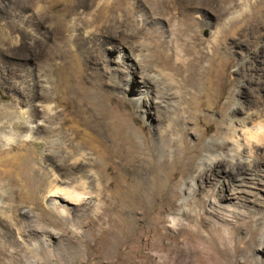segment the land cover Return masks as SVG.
<instances>
[{
  "label": "rangeland",
  "instance_id": "1",
  "mask_svg": "<svg viewBox=\"0 0 264 264\" xmlns=\"http://www.w3.org/2000/svg\"><path fill=\"white\" fill-rule=\"evenodd\" d=\"M74 2L77 5L75 12L64 17L72 30L67 33L63 24H58L54 18L56 12H61L62 4L51 8V0H0V112L4 109L28 111L52 103L56 115L53 127L56 128L55 123L67 118L63 104L60 105L65 100L67 111L76 113L77 110L80 113L77 119L84 125L91 118L99 124L104 121L106 125L113 120L123 126L127 124L139 147L148 148L152 155L154 145L158 143L156 130L179 123L172 129L170 145V150L179 155V162L170 156L159 158L147 181L145 176L138 175L139 181L145 179L148 193L136 201L131 187L135 184L133 176L120 172L123 154L119 151L105 160H96L78 140H74L69 129L71 125H63L58 134L66 142V151L77 156L85 153L87 164H83L81 171L67 175L64 171L72 167L68 158L49 157L42 164L39 159L29 163L28 175L18 182L25 191L19 194L5 192L2 196L3 205L14 219L11 223L0 214V264H26L34 258L36 264H54L45 251L59 252L66 247L80 252L79 260L70 257L69 264H251L255 260L249 259L250 251H254L255 259L264 260V252L257 250L258 233L253 232L264 225V139L247 136L251 129L264 124V0H130L132 12L125 9L108 14L102 20L103 28L91 35L85 32L93 26L91 19L95 7H85L88 0ZM148 11L156 18L153 24L147 22ZM185 15L196 23L195 28L185 26ZM118 20L119 33L113 34L111 25ZM155 33L162 35L160 40L165 52L169 36L182 48L186 62L193 60L195 55L199 57L198 67L192 71L208 72L211 76V87L205 93L203 108L192 107L189 114L181 111L187 107L188 91L194 90L190 84L182 85L183 77L188 74L183 69L179 76L171 77L172 82L166 80L164 83L162 103L153 100L156 93L152 88V96L142 94L148 88L141 82L143 65L152 66L151 71L156 73V62L160 60L151 40ZM98 41L107 44L104 54L93 48ZM137 44H142L151 56L143 65L134 64L130 59L134 57ZM68 56L81 60L80 77L71 79L67 93L59 94L55 87L48 95L50 97L46 96L48 84L40 81L41 77L47 78L49 83L57 81L48 72V66L59 67ZM196 87L195 94H202L201 86ZM37 94L41 96L37 97ZM176 111L184 116L180 122H176ZM17 119L15 114L9 119L0 115L5 134H9L10 126L16 124ZM36 120L43 123L45 119L39 114ZM107 128L110 131L99 134L100 148L110 147L116 140L107 133H115L113 126L109 124ZM85 129L86 126H80V130ZM233 139L241 145L243 154L251 155L253 163L250 166L243 163L239 170L227 173L229 164L220 158L223 172L203 180L200 177L203 156L209 149L215 155L234 150ZM28 145L32 143L29 141ZM36 145L38 154H42V143ZM54 160L61 161L55 163ZM90 164L101 169L96 173L106 185L105 194L116 187L121 190L111 196L109 210L103 213V207L95 201L78 206L67 204L68 219L71 220L63 223L55 217L45 215L41 218L38 210L54 211L56 206L38 202L35 208L34 198L38 200L39 197L35 188L46 184L53 175L60 176L65 182L81 176L91 181L93 169ZM158 174L164 192L155 191ZM191 181L195 183L196 192L186 208L181 199L185 188L192 185ZM0 183H6L1 174ZM91 187L89 191L95 197L98 190ZM128 187H131L129 192ZM162 211L164 215L158 216L157 213L160 215ZM177 211H181L182 224L173 228L168 215ZM102 214L106 215L105 220L107 216L114 220L111 228L98 223ZM59 219L63 220L62 217ZM89 222L94 224L92 228H87ZM156 222L160 223L158 233L151 234L150 241L143 243L142 233L146 229L150 232ZM39 227L55 233L48 246L36 232ZM178 229L184 230L179 236L193 234L195 239L184 243L180 237L174 246L165 241L167 245L157 242L160 235H175ZM19 234L27 242L26 246ZM85 240L89 241L87 245ZM250 240L255 244L254 250L245 249ZM34 241L38 242V252H43L38 257L29 245ZM242 250L247 253L243 257L239 254Z\"/></svg>",
  "mask_w": 264,
  "mask_h": 264
},
{
  "label": "bare ground",
  "instance_id": "2",
  "mask_svg": "<svg viewBox=\"0 0 264 264\" xmlns=\"http://www.w3.org/2000/svg\"><path fill=\"white\" fill-rule=\"evenodd\" d=\"M168 1L171 2L172 0H168ZM59 4H62L63 7L61 9V12H59V13L56 12V15L54 18H56V20L58 21V24H59V22L63 24V29L65 30V32H67V33L72 32V30H70L69 24L65 21L64 17L66 15H68V13L70 14L72 12H75L77 5L75 4L74 0H51V8H54L55 6H57ZM85 7H88V8H94L95 7V10H93L94 16H92V19H91L93 26L91 29H89L85 32L86 34L89 33L90 35L95 33L96 30H101L103 28L102 27V20H104V18H106L105 16H107L108 14H115L118 12H124L125 9L132 12L130 0H88L87 4H85ZM62 12H64V14H61ZM148 15L149 16L146 17L147 22L153 24L156 18L154 17V15L151 11H148ZM184 18H185L184 21L186 22L185 26L188 29L195 28V26H196L195 22L191 21V19L187 15H185ZM117 23H119V20L117 22H113L111 25L112 30H113V34L119 33L120 26ZM133 34H134V32H131V35H133ZM160 38H162V35H160V33H155L154 36H152V38H151L152 43L154 44L155 52L160 55V58H159L160 60H158L156 62L157 63L156 67H155L157 69L156 73H155V71L152 72L153 70L151 71L152 66L144 64L146 62V60L151 56L149 55L148 50H145V47L142 44H137L135 46V48H134L135 53L133 54L134 57L130 58V59H132L134 64H137V65H143L144 64L143 70H142L143 77L141 78V82L143 85H145L148 88H147L146 92H143L142 94H144V96H147L149 93L151 94L150 89L152 88L153 91H155V93H156V96L152 97L153 100L162 103L161 99H163L164 98L163 96H165L164 92L162 91V88L163 87L165 88L164 83L166 82V80L171 81V77H173L175 75L179 76L181 69H183V70H186L188 74L186 75V77H183L182 85L184 86L185 83L190 84L193 86L192 88L194 90L188 91L187 94L189 97H187L186 101H185L187 107L183 108L181 111H183V114H186V113L189 114V112H190L189 109L192 107L193 108H203L205 105L204 98H206L205 93L206 92L208 93L209 92L208 90L211 87V76L208 74V72L207 73H204V72L197 73L195 71H192L193 68L196 70L198 67V64H199V57L198 56L195 55L193 60L186 62L185 60H187V59L184 58L182 48L179 45H177L176 43H173V41H171L173 39L172 37L168 36L167 52H165V47L162 46ZM68 39H69V36H68ZM106 47H107V44L105 42H99L98 41L97 43H95L93 48L95 50H97L100 54H104ZM107 49H109V48H107ZM112 49L113 48L111 47L110 50H112ZM67 55H68V53H67ZM70 57L71 56L65 57L64 63L61 64L59 67L48 66V72H51L52 75L57 79V81H55L53 83L51 82L52 83L51 84L48 82L47 78H45L44 76L41 77L40 81L48 84L47 89L45 91L47 94L46 96H48L50 94V92H52L53 88H55V87H56V89H58L59 94L67 93L69 91V89L71 88V85H72V84H70L71 79H74V78L78 79V77H80V69L82 66V62L80 59H78V57H75V56H73V58L72 57L70 58ZM197 85H200L201 90L203 91V93L202 94L200 93V95H196L194 92V91H196L195 89H197V87H196ZM184 90H185V88H184ZM36 96L38 97L41 95L37 94ZM151 96H152V94H151ZM48 97H50V96H48ZM48 97H47V99H51ZM60 97H63V95H61ZM62 104L64 107L65 115H67V118L65 117L66 119L64 121H59L58 123H55L56 128L53 127V124H54L53 121L56 120V115L53 113L52 103L51 104H45V105H38V108H33V109L30 108L31 110H28V111H25L23 109H15V110L4 109V111L0 112V115L2 116V118L4 117L5 119H9L12 116V114H15L18 116L16 124L10 126V128L11 127L12 128L10 129L9 134H5V131L2 128L3 123L0 122V174L6 178V183H3V184L0 183V214L4 215L6 217V219L11 223L13 222L14 217L11 215V213H10L11 211L7 210L6 209L7 207H5L3 205L2 196L5 192H12V193H18L19 194V193H23L25 191V190H23L22 187L18 186V182H19L20 178L25 177L26 174L30 171L29 170V163L30 162H35L39 159V161L42 164L44 162V160H48L49 157H53V158L58 157V158H63V159L68 158L71 160L72 167L70 169L64 171L67 175L72 174V172L74 173L76 171H81L83 164L84 163H85V165L87 164V158H86L85 153H81L79 156H77L72 151H69V152L66 151L67 150L66 149L67 148L66 142H64L61 139L60 134H58V130L63 129L62 126L65 124L71 125L69 127V129H71V131H72L74 140H78L94 156V158L96 160H102L104 158H108V156H110V154H114L117 152L119 153V151L123 154V159L120 163V166H121L120 172L123 174L129 173L133 176V178L135 180V181L133 180V182H135V184H133L131 187L133 188L132 194L134 196H136L135 197L136 201L142 199V196H145V194L147 192L146 189L148 190V188L146 187L147 186L146 181L148 180V177H149L148 175L153 172L152 170H154V168H155L154 162L157 161V159L163 158L166 156H170V157H172V159H175L176 162H179V155L177 153H175L174 151L170 150L171 149L170 145L172 142L171 137L173 135L172 129L175 126H177L179 123L178 124L176 123L175 125L170 123L167 125V127H166L167 129H164V130L160 129L159 131L156 130V133L158 136V143L154 145V152L155 153H154V155H152L148 148L142 149L141 147H139V145L135 141L136 140V138L134 137L135 135H133V133L130 132L131 130L126 126L127 124L125 126H123L117 120H113L109 124H111V126H113L115 133L114 132H108V131H110L107 128L109 126L108 123L105 125L104 121H102V122H100V124H101L100 125L99 122L96 121V119H94V118L89 119L90 122L86 123V125H84L85 123L83 124V122L81 120L78 121V119H77L79 117V114H80L77 110H76V113H74L75 111H67L68 104L65 102V100L60 105H62ZM39 114L44 116L45 120L43 123L38 122V120H36V118ZM175 116L176 117L178 116L176 122H180V121H182V119H184V116H181L179 111L175 112ZM100 118L105 120V117L103 115H100ZM33 119H35V120H33ZM71 119H74V120L71 121ZM158 122H160V120H158ZM45 123L47 125H44ZM243 123L244 122H242L241 124H243ZM81 125L86 126V129L80 130ZM104 130L105 131L108 130L107 133L108 134L110 133L111 136H114L116 138V140L114 143H111L112 145L110 147H103V148L101 147L100 148V146H98L99 134H101ZM23 132H25V133H23ZM247 136L250 138H255V139L259 138V140L264 139V124L260 123L258 126L251 129L247 133ZM29 141L32 143L31 146L28 145ZM38 143H42L41 147L44 151L40 155L38 154V151H37V145L36 144H38ZM232 143L234 145V150L228 151V153L220 152V153L215 155V154H212L211 149H209L206 152V155L203 156V158L200 161V166L202 167L201 172H200V177L203 180L207 181L212 176H214V174L219 173V172H223V169H221V165H220L221 161H219L220 158L226 159L227 163L229 164V170L227 171V173H230V172L232 173V171L234 169L239 170L241 168V164H243V163L248 164V166H250L251 163H253V158L251 157V155H245L242 153V148H241V145L238 143V141L236 142V140L233 139ZM60 161L57 160V161H55V163L60 162ZM60 165H62V164H60ZM163 165H166L165 162H163ZM90 166L93 169L91 181H89L88 178L86 179L83 176H81L79 178H69L68 179L69 182H65V180L63 181V179H61L60 176L53 175L54 177L51 180H49V181L48 180L45 181L46 179L44 180L46 182V184L41 185L39 188H35L34 191L37 194H39L38 200L34 198L33 206L35 208L38 206V202L43 203L46 206H49V205L56 206V209L54 211L48 210L47 208L46 209L44 208L42 210H38L41 218H43V216H45V215L48 217H55L56 219L60 220V222H63V223L68 221V220H71V219H68L69 213H68V210L66 209L67 204H74V205L78 206L80 204L87 205V204L95 201L99 207H103V208H101V211H103V213L104 212L106 213L109 210L108 201L112 199L111 196H113V194L119 193L121 190L116 187L114 190H112L113 193L109 192V194H107V193L105 194L104 192L106 189V185H105V183H103V180L99 176H97V173H96L97 171H100L101 169H99V166H97V165L90 164ZM161 166H162V164H161ZM57 167H59V166H57ZM62 167H63V165H62ZM116 169H118V168H116ZM159 174L155 178V182H154L155 185L153 184L156 188L155 191H157V192H161V190H163V188H164V185L161 181V179H162L161 175H159ZM138 175H140V176L143 175V177L145 176L146 181H144L145 179L142 182L139 181L140 179L138 180ZM45 177H47V176H45ZM63 184H65V186H62ZM191 184L192 185H190L189 188H187V189L185 188V191L182 194L181 204H183V206H185L186 208H187V205L191 202V200H193V198L195 196V192H196L195 191V183L192 182ZM91 186L98 190V193L96 194L95 197H92L91 196L92 193L89 191ZM107 187H108V184H107ZM130 188L128 187V192H129ZM126 189H125V191H126ZM34 191H32L33 192L32 194L35 193ZM157 192H155V193H157ZM163 192H164V190H163ZM30 193H31V190H30ZM123 194H125V192ZM123 197H124V195H123ZM128 200H127V203H128ZM47 202L49 204H47ZM134 202H135V200H134ZM130 203H132V202H130ZM136 203L139 205L138 202H136ZM171 203H170V205H171ZM60 204H62V205H60ZM128 207H129V205H128ZM51 209H53V208H51ZM121 209H122V207H121ZM120 210H119V212H120ZM164 211H166V210H164ZM164 211H162V213L160 215H159V213H157L158 216L162 217V215H164V213H163ZM183 214L186 217H188L187 214H185V213H183ZM155 216H157V215H155ZM60 217H62L63 220L59 219ZM103 217H106V215L102 214L99 218L98 223L104 224V225L107 224L111 228L114 220L109 218L110 216H107L106 220ZM168 217H169L170 223H171L173 228H177L182 224V222H181L182 221L181 220V218H182L181 211H177L174 215H170V216L168 215ZM82 219L85 220L86 218H82ZM159 224H158V222H156V224L154 226H151L153 228L150 232H147V229L144 232L142 231L143 233L141 232L143 237L141 235L140 236L144 239L143 243H147L148 241H150L149 239L152 236L151 234L155 233L153 235V236H155L156 233H158L157 226ZM88 225L89 226L87 228H92L94 224L89 222ZM43 228L39 227L36 232L38 233L39 237L43 241V244H45V246H48L50 243L51 237L55 233L51 234V233L45 232ZM147 228L149 229V227H147ZM182 231H184V230L178 229L177 233L174 232L175 235H170L168 233H165L163 235H160L158 237V240L157 239L156 240L158 243L159 242L163 243L165 241L170 245L173 244V246H174V244L178 243L180 237L182 238V242H184V243H191L195 239V236L193 234L190 235L189 237H187L185 235H184V237H183V235L179 236V234ZM253 232L258 233V237H259V245L257 247L258 248L257 250L264 252V225L261 228H259L258 231L254 230ZM92 235H94V234H92ZM115 235H119V234H115ZM121 237H122V235H121ZM123 237H125V235ZM19 238L22 240L20 234H19ZM88 242H87V240H85V243H86L85 245H87ZM140 242H142V241L140 240ZM249 242L247 245L248 247H246L245 249L250 248V249L254 250L255 244L252 243L251 240ZM22 243L24 244L23 246H26L27 242L25 243L22 240ZM29 245H30V248L32 249V252H33L35 257L40 256V254L41 255L43 254V252H38V246H39L38 242L34 241V242L30 243ZM155 245H157V244H155ZM66 248H63L59 252H52V251L46 249L47 251H45V254H47L51 260H54V262H53L54 264H69V258L70 257H72V259H73V257H77L79 260L80 252L77 249L68 250ZM86 249H87V246H86ZM162 249H163V247H162ZM240 253H241L242 257L247 254L245 250L240 251L239 254ZM249 259L251 261H253V259L255 260L254 261L255 263L251 262V264H264L263 259L262 260L261 259L260 260L255 259L254 251H250ZM36 262H37L36 258H34L33 260L27 261L26 264H36Z\"/></svg>",
  "mask_w": 264,
  "mask_h": 264
}]
</instances>
